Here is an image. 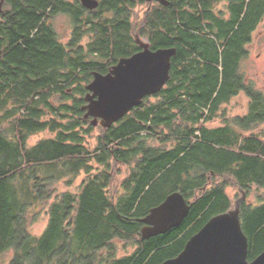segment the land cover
I'll return each mask as SVG.
<instances>
[{
	"label": "trees",
	"instance_id": "obj_1",
	"mask_svg": "<svg viewBox=\"0 0 264 264\" xmlns=\"http://www.w3.org/2000/svg\"><path fill=\"white\" fill-rule=\"evenodd\" d=\"M98 1L93 10L81 0L0 8V264H161L235 208L226 178L237 198L246 194L241 221L254 260L264 251V90L240 69L264 0ZM137 4L147 8L135 23ZM59 13L72 19L66 43L49 22ZM137 32L153 50L177 49L171 77L111 127L94 125L86 86L142 49ZM241 93L247 112L230 118L224 107ZM217 117L224 123L209 126ZM97 126L92 147L86 138ZM42 131L53 136L30 144ZM119 164L129 172L112 193ZM82 175L77 192L61 188ZM175 191L191 203L188 216L144 238L142 218ZM43 212L48 223L37 235L31 224ZM120 242L136 249L119 255Z\"/></svg>",
	"mask_w": 264,
	"mask_h": 264
},
{
	"label": "water",
	"instance_id": "obj_2",
	"mask_svg": "<svg viewBox=\"0 0 264 264\" xmlns=\"http://www.w3.org/2000/svg\"><path fill=\"white\" fill-rule=\"evenodd\" d=\"M156 1L170 5L169 0ZM81 2L91 10L99 6L98 0ZM135 37L142 49L129 57H122L106 74L94 72L93 80L86 86L85 117H93L94 125L111 127L142 104L145 97L160 92L171 77L172 57L177 49L153 50L138 32ZM245 198L243 193L235 208L212 217L189 239L178 256L161 264H264V251L252 261L248 257L249 239L242 226L240 209ZM190 209L191 203L182 192L169 194L142 218L143 237L164 234L180 226Z\"/></svg>",
	"mask_w": 264,
	"mask_h": 264
},
{
	"label": "rangeland",
	"instance_id": "obj_3",
	"mask_svg": "<svg viewBox=\"0 0 264 264\" xmlns=\"http://www.w3.org/2000/svg\"><path fill=\"white\" fill-rule=\"evenodd\" d=\"M146 4H137L134 9V22H140L143 18L146 11ZM220 9L224 8V5L221 4ZM55 31L58 34L59 39L66 43L70 40L73 32V24L72 19L63 13H59L52 19ZM144 39V38H143ZM88 41V37H85L84 43ZM249 53L248 56L241 63V71L250 81L254 82L256 86L264 90V20L259 25L258 29L255 31L253 35V41L249 44ZM249 98L245 93H241L238 96L234 97L231 102L226 105L224 108L226 109V115L228 117H232L238 114H244L248 109ZM224 123L223 118L217 117L213 122L209 123V126H220ZM100 134L99 127H96L94 134L91 137H87L86 139L90 141L89 146L96 145L97 135ZM53 136V133L50 131H42L36 133L31 136L29 143L35 144L39 140ZM150 144L153 146H159L160 143L158 141H150ZM129 172V166L124 164L117 165V168L114 171V181L112 184L111 192L116 193L117 190L121 191V185L123 180L126 178ZM83 179V175L79 177L75 184L72 187H66L62 185V189H69L73 192H77L78 188ZM229 181V185L227 188L228 193L234 199V204L242 197L237 198V194H241L237 184L234 180L226 178ZM255 198V194L252 193L249 196V199L253 200ZM48 223V215L43 212L41 213L37 219H35L31 224V230L34 234H41ZM136 249V245L132 242L119 244V255H124L133 252Z\"/></svg>",
	"mask_w": 264,
	"mask_h": 264
},
{
	"label": "flooded vegetation",
	"instance_id": "obj_4",
	"mask_svg": "<svg viewBox=\"0 0 264 264\" xmlns=\"http://www.w3.org/2000/svg\"><path fill=\"white\" fill-rule=\"evenodd\" d=\"M139 1V0H138ZM145 2H147V3H149V4H152V3H154V2H158V1H156V0H153V1H148V0H144ZM3 2H4V0H1L0 1V8L3 6ZM87 8V7H86ZM88 9V8H87ZM56 15H58V14H56ZM56 15H54L53 17H51V19H50V24L52 25V27L54 28V25H53V22H52V19L56 16ZM55 29V28H54ZM36 31H37V29H36ZM248 46H249V44H246V46H245V48L248 50V53H249V48H248ZM100 125V124H99Z\"/></svg>",
	"mask_w": 264,
	"mask_h": 264
}]
</instances>
